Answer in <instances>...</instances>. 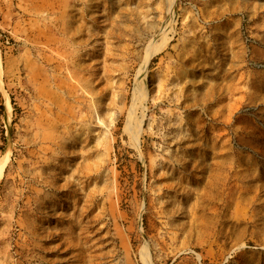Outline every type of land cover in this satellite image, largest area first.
I'll return each instance as SVG.
<instances>
[{
    "label": "rangeland",
    "instance_id": "rangeland-1",
    "mask_svg": "<svg viewBox=\"0 0 264 264\" xmlns=\"http://www.w3.org/2000/svg\"><path fill=\"white\" fill-rule=\"evenodd\" d=\"M0 147V264H264V0H0Z\"/></svg>",
    "mask_w": 264,
    "mask_h": 264
},
{
    "label": "bare ground",
    "instance_id": "bare-ground-1",
    "mask_svg": "<svg viewBox=\"0 0 264 264\" xmlns=\"http://www.w3.org/2000/svg\"><path fill=\"white\" fill-rule=\"evenodd\" d=\"M163 45H164L163 43H160V44L159 43L158 44H149V46H147L145 48V58L148 59L151 55H153V54L157 53L158 51H160ZM5 112L7 113L8 109ZM7 116H8V113H7ZM7 119L9 120V118H7ZM130 126H132V127H130ZM125 129L130 131L132 136H133L134 141H137L138 135H139L140 130H141L140 124H137L136 127H133L132 122H131L130 118L128 117L126 125H125ZM6 162H7V157H4L3 159L0 160V180H1L2 175H3Z\"/></svg>",
    "mask_w": 264,
    "mask_h": 264
},
{
    "label": "trees",
    "instance_id": "trees-1",
    "mask_svg": "<svg viewBox=\"0 0 264 264\" xmlns=\"http://www.w3.org/2000/svg\"><path fill=\"white\" fill-rule=\"evenodd\" d=\"M2 150V147H0V151Z\"/></svg>",
    "mask_w": 264,
    "mask_h": 264
}]
</instances>
